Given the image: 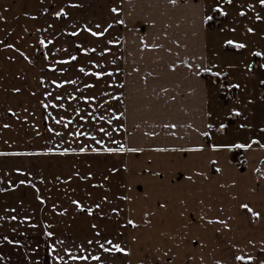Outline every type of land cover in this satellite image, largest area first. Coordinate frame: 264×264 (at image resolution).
Returning a JSON list of instances; mask_svg holds the SVG:
<instances>
[{"label":"crops","instance_id":"obj_1","mask_svg":"<svg viewBox=\"0 0 264 264\" xmlns=\"http://www.w3.org/2000/svg\"><path fill=\"white\" fill-rule=\"evenodd\" d=\"M244 1L99 0L98 56L71 59L54 51L73 0H0V264H42L47 241L131 243L130 264L139 242L178 264H264V139L228 132L242 94L264 108L261 47L234 57L261 35L243 9L230 25Z\"/></svg>","mask_w":264,"mask_h":264},{"label":"rangeland","instance_id":"obj_2","mask_svg":"<svg viewBox=\"0 0 264 264\" xmlns=\"http://www.w3.org/2000/svg\"><path fill=\"white\" fill-rule=\"evenodd\" d=\"M250 4H247L248 0L244 2H235L229 7L234 11L230 15V25L234 24L237 21H240L235 17L238 10H244L246 15L244 17L245 21L249 22L251 16L259 17L260 24H257L256 27L261 30L260 40L254 39L253 35L248 36V41H244V50L242 55L234 56L228 54L227 58L237 57L242 62H246L249 53L251 52L250 48L256 44L261 47V59L264 60V5L259 8V0H249ZM102 3L99 0H73L71 8L73 12L68 19L66 12L69 16L68 11L63 10L59 16V21L65 19L67 21L63 22L67 26L68 34L66 36H59L60 44H64V41L69 42V49L63 47L54 51L56 56L59 57H75L79 58H97L98 50L97 45L99 44L98 36L91 35V32H98L100 26V17H99V5ZM247 5H249V10H247ZM247 10V11H246ZM61 11V10H60ZM252 21V19H251ZM62 24V23H60ZM231 31L227 33L230 34ZM75 33V35H73ZM223 40L229 41V35H222ZM45 49L39 51L38 56H45ZM234 56V57H233ZM264 63V62H263ZM244 99V105H241L240 98L232 101L231 106L227 109L228 111L238 112L241 110L242 115L239 119L233 124L229 125L231 135L235 143H257L260 142L261 138L264 139V108L263 106L255 107L254 104V95L251 92L249 94H242ZM264 98V97H263ZM240 107V108H239ZM258 108L259 111L256 110ZM236 116V115H235ZM228 136V135H227ZM113 244H118L121 248L125 249L126 252H116V251H105L104 249H111V244L108 243H83V242H57L49 243L48 241L44 243L43 246V257L42 264H44V255L47 253L48 264H130L131 258L128 256L131 252V243H121V242H112ZM91 245L90 247H87ZM103 244V248L100 245ZM139 252L138 257H134L133 260H137L138 264H178V257H167L162 256L161 251H153L157 249L156 244L139 242ZM93 246V247H92ZM46 249V250H45ZM89 249V252H88ZM88 252V253H87ZM117 254H116V253ZM89 254V257H86ZM136 255V254H134ZM98 257V259H93L92 257ZM71 257H77L76 260H72ZM83 257L84 259H80Z\"/></svg>","mask_w":264,"mask_h":264},{"label":"snow or ice","instance_id":"obj_3","mask_svg":"<svg viewBox=\"0 0 264 264\" xmlns=\"http://www.w3.org/2000/svg\"><path fill=\"white\" fill-rule=\"evenodd\" d=\"M259 2L261 3V5H264V0H259ZM112 11H113V12H116V11H118V10H117L116 8H113ZM62 12H63V10L61 9V11H60V12H57L55 15H56L57 17H59V16L61 15ZM222 14H223V13H222ZM0 19H3V17H0ZM249 31H252V29H249ZM73 35H75V33H73ZM91 35H93V36H100V35H102V33H100V32H91ZM40 43L43 45L44 42L41 41ZM227 43H228V44H233V41L229 40V41H227ZM235 47H237V48H242V47H244V45H243V44H236ZM255 55L259 56V55H261V54H260L259 52H257V53H255ZM71 59H75V57H71ZM261 67H264V65H261ZM80 71L83 72L84 69L81 68ZM95 75H96L97 77H99L100 75H102V73H95ZM57 86L59 87V85H57ZM236 87H238V85H236ZM17 91H18V90H17ZM59 99H60V97L58 96V97H57V100H59ZM45 107H46V105H45ZM59 107L63 108L64 105L61 104V105H59ZM60 122H61V121H57V123H60ZM166 126H167V125H166ZM5 127H7V125H5ZM64 127H68V124H64ZM172 127H174V125H172ZM221 128H223V125H221ZM48 131H49V132H53L54 130H53L52 128H49ZM100 131H101V132H104L103 129H100ZM55 134H56V135H61V134L58 133V132L55 133ZM74 134H75V135H89V136H90V134L83 133V132H79V131H77L76 133H69V135H74ZM105 135H107V133H105ZM90 138L94 139V137H91V136H90ZM97 143H101V144H102L103 142H102V141H97ZM234 146L237 147V148H243V147H247L248 145L236 144V145H234ZM214 147H215V146H214ZM49 151H51V149H49ZM65 151H67V149H66ZM79 151H80V152H84L85 149H84V148H80ZM92 151L95 152L96 149H92ZM103 151H104V152H108V153H111V152H113V151H120V152H123V151H124V146L121 145V146L119 147V149H117V150H114V149H112V148H104ZM128 151L136 152V151H139V149H136V148H130V149H128ZM0 154H3V153H0ZM217 171H219V169H217ZM21 183H24V181H21ZM37 199H39V197H37ZM41 202H43V201H41ZM73 203L77 205V208H80V204H79L78 202L73 201ZM241 208L247 209V211L250 212L254 217H258V216H259V213L254 212V211H253L250 207H248V205H246V204H242V205H241ZM88 211L91 212V209H89ZM12 219H15V217H12ZM211 222H212V221H209V223H211ZM219 222H220V223H223V221H219ZM128 223H129V224H133V221L129 220ZM93 227H95V225H93ZM47 235L50 236L51 233H47ZM97 235H99V233H97ZM89 243H93V242H92V241H89ZM105 243L111 244V249H107V248H105V249H104L105 251L126 252V250L123 249V248H121L118 244H113L111 241H105ZM100 247L103 248V247H104L103 244H101ZM92 258H93V259H98V257H95V256L92 257ZM71 259H72V260H76L77 257H71ZM80 259H84V258H83V257H80ZM235 259H236V260H242V259H244V258L241 257V256H236ZM247 259L250 261L252 258H251V257H248Z\"/></svg>","mask_w":264,"mask_h":264},{"label":"trees","instance_id":"obj_4","mask_svg":"<svg viewBox=\"0 0 264 264\" xmlns=\"http://www.w3.org/2000/svg\"><path fill=\"white\" fill-rule=\"evenodd\" d=\"M205 77H209L211 75H209L208 73L204 74ZM46 250V249H45ZM44 264H48V258H47V253L45 252V255H44Z\"/></svg>","mask_w":264,"mask_h":264}]
</instances>
